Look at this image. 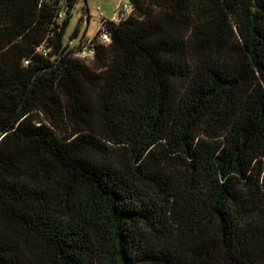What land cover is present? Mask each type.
<instances>
[{"label": "trees", "instance_id": "1", "mask_svg": "<svg viewBox=\"0 0 264 264\" xmlns=\"http://www.w3.org/2000/svg\"><path fill=\"white\" fill-rule=\"evenodd\" d=\"M75 1L0 0V264H264V0Z\"/></svg>", "mask_w": 264, "mask_h": 264}, {"label": "rangeland", "instance_id": "2", "mask_svg": "<svg viewBox=\"0 0 264 264\" xmlns=\"http://www.w3.org/2000/svg\"><path fill=\"white\" fill-rule=\"evenodd\" d=\"M125 1L126 0L75 1L70 11L71 15L69 17L68 26L66 27V33H64V40L68 41L69 35L73 33L76 29H78V36L77 39L74 40V42H77L80 39L81 35H83L84 38L92 37L97 32L98 22L100 18L99 12L101 11L103 13V8H106L107 6L109 10H112L113 12L116 4H120ZM84 4L87 6V9L89 11V19L87 18V16L86 18L84 17L85 19H82V6H84ZM97 7H99L100 10Z\"/></svg>", "mask_w": 264, "mask_h": 264}, {"label": "built area", "instance_id": "3", "mask_svg": "<svg viewBox=\"0 0 264 264\" xmlns=\"http://www.w3.org/2000/svg\"><path fill=\"white\" fill-rule=\"evenodd\" d=\"M97 8L99 9V7ZM131 9L132 8H131L129 0H126L125 2L120 3L116 9L117 18L113 20L118 21V20L126 18L130 14ZM99 15L101 18H99L100 20H99L97 32L92 37L82 40L80 44L81 48H79L76 52L73 53L75 56L81 58L85 62H89V60L93 57L95 45L97 43L105 44L109 41V37L107 33L101 30L103 27V22H104L103 14L100 13ZM65 16H66V11L64 8H61L58 12V16L56 17L57 19L61 20ZM37 50L42 54L47 53V47L45 45L40 46L39 48H37Z\"/></svg>", "mask_w": 264, "mask_h": 264}, {"label": "crops", "instance_id": "4", "mask_svg": "<svg viewBox=\"0 0 264 264\" xmlns=\"http://www.w3.org/2000/svg\"><path fill=\"white\" fill-rule=\"evenodd\" d=\"M119 4H116V6H115V8H114V11L112 12V10H109V8H108V6L105 8H103L104 10H103V13L100 11L99 12V14L100 13H102L103 14V17L104 18H106V19H115V18H117V16H116V9H117V6H118ZM84 6L85 7H87L85 4H84ZM82 19H85L86 18V16H87V18L89 19V17H90V14H89V11H88V9L86 10V11H84L83 12V10H82ZM100 16V15H99ZM85 17V18H84ZM101 18V17H100ZM100 20V19H99ZM98 24H99V22H98ZM77 36H78V34L76 35V37L73 39V40H75V39H77ZM84 38V37H83ZM86 39V38H85Z\"/></svg>", "mask_w": 264, "mask_h": 264}]
</instances>
